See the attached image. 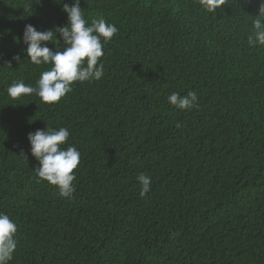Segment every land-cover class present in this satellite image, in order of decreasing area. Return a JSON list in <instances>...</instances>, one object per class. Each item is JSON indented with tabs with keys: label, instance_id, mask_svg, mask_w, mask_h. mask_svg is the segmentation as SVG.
<instances>
[{
	"label": "trees",
	"instance_id": "1",
	"mask_svg": "<svg viewBox=\"0 0 264 264\" xmlns=\"http://www.w3.org/2000/svg\"><path fill=\"white\" fill-rule=\"evenodd\" d=\"M80 7L89 24L118 29L103 76L45 105L7 88L35 87L49 69L26 61L23 33L66 26L62 0H0V212L18 229L9 264H264V47L247 43L256 0L216 14L195 0ZM173 92H195L198 107L177 109ZM47 125L67 128L64 147L81 153L71 198L36 182L27 137Z\"/></svg>",
	"mask_w": 264,
	"mask_h": 264
},
{
	"label": "clouds",
	"instance_id": "2",
	"mask_svg": "<svg viewBox=\"0 0 264 264\" xmlns=\"http://www.w3.org/2000/svg\"><path fill=\"white\" fill-rule=\"evenodd\" d=\"M226 0H195V3L205 12L216 14ZM253 0H243L244 4H251ZM259 5V15L252 21L253 34L247 43L251 47H264V0H256ZM62 11L67 14L66 26H56L46 31H38L33 25L24 28L23 43L27 60L33 65H49V69L42 71L35 87L24 82H13L8 88V96L17 100L23 96L35 94L45 105H55L73 91L77 82H92L101 80L104 73L103 63L98 62L104 55L107 45L118 32L114 24L107 23L103 18L93 19L89 24L84 11L81 10V0H73L72 4L62 0ZM62 41L63 50H53L48 42L54 38ZM17 63L21 57H13ZM5 64L12 67L11 61ZM167 102L180 110H191L198 107V97L195 92L182 96L173 92L167 97ZM38 106V105H37ZM39 107V106H38ZM180 125H177L179 127ZM70 132L67 128L58 130L47 125L46 130L37 129L28 134L30 152L38 162L34 169L36 182H47L54 186L59 194L71 198L75 192L74 171L81 162V153L74 146H67ZM23 155V154H21ZM140 196L144 198L151 190V177L139 174ZM17 225L9 215L0 212V264H9L17 247L14 236Z\"/></svg>",
	"mask_w": 264,
	"mask_h": 264
}]
</instances>
